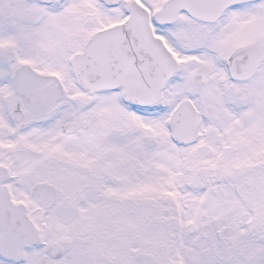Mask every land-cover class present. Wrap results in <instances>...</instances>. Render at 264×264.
Wrapping results in <instances>:
<instances>
[{
	"label": "snow or ice",
	"instance_id": "obj_1",
	"mask_svg": "<svg viewBox=\"0 0 264 264\" xmlns=\"http://www.w3.org/2000/svg\"><path fill=\"white\" fill-rule=\"evenodd\" d=\"M0 264H264V0H0Z\"/></svg>",
	"mask_w": 264,
	"mask_h": 264
}]
</instances>
